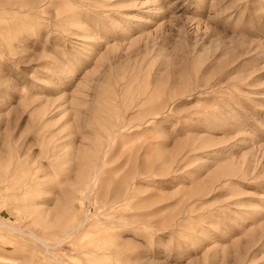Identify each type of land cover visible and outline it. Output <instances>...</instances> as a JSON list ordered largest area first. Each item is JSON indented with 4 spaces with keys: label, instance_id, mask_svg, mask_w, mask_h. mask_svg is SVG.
Wrapping results in <instances>:
<instances>
[{
    "label": "rangeland",
    "instance_id": "rangeland-1",
    "mask_svg": "<svg viewBox=\"0 0 264 264\" xmlns=\"http://www.w3.org/2000/svg\"><path fill=\"white\" fill-rule=\"evenodd\" d=\"M0 264H264V0H0Z\"/></svg>",
    "mask_w": 264,
    "mask_h": 264
},
{
    "label": "bare ground",
    "instance_id": "bare-ground-1",
    "mask_svg": "<svg viewBox=\"0 0 264 264\" xmlns=\"http://www.w3.org/2000/svg\"><path fill=\"white\" fill-rule=\"evenodd\" d=\"M83 225H84V223H83ZM2 226H3V225H2ZM79 227H81V226L79 225ZM79 227H77V228L79 229ZM77 228H76V229H77ZM69 231H70V230H69ZM65 234H67V232H65ZM65 234H64V235H65ZM70 234H71V233H70Z\"/></svg>",
    "mask_w": 264,
    "mask_h": 264
}]
</instances>
